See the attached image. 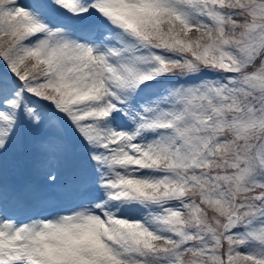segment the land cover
Returning <instances> with one entry per match:
<instances>
[{
	"label": "snow or ice",
	"instance_id": "6c2138e0",
	"mask_svg": "<svg viewBox=\"0 0 264 264\" xmlns=\"http://www.w3.org/2000/svg\"><path fill=\"white\" fill-rule=\"evenodd\" d=\"M0 264H264V0H0Z\"/></svg>",
	"mask_w": 264,
	"mask_h": 264
}]
</instances>
